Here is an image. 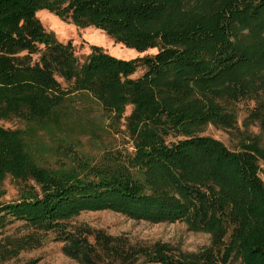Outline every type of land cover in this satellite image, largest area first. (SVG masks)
Here are the masks:
<instances>
[{"label": "trees", "instance_id": "16d2710c", "mask_svg": "<svg viewBox=\"0 0 264 264\" xmlns=\"http://www.w3.org/2000/svg\"><path fill=\"white\" fill-rule=\"evenodd\" d=\"M43 10L143 54L80 57ZM263 97L264 0H0V263L55 232L80 264H264L261 139L231 149L203 132L234 127L230 104L252 100L264 136ZM105 117L110 132L125 119L131 149L104 141ZM97 210L184 221L210 244L175 251L65 223ZM15 221L27 231L6 233Z\"/></svg>", "mask_w": 264, "mask_h": 264}, {"label": "rangeland", "instance_id": "374dc122", "mask_svg": "<svg viewBox=\"0 0 264 264\" xmlns=\"http://www.w3.org/2000/svg\"><path fill=\"white\" fill-rule=\"evenodd\" d=\"M43 12L39 13V17L44 26L56 33L62 41L71 40L77 55L80 57L86 54L92 45L100 46L110 54L124 59L143 54L135 49L127 48L114 42L111 37L100 29L94 27L77 28L61 20L51 12L46 10H43ZM254 105L255 102L252 100L232 102L229 108L236 116L234 127L223 129L210 124L205 127L203 132L221 140L231 149H237L244 139L253 135H259L260 143L264 146V136L261 135L258 121L252 122L248 119V115ZM131 108V105L126 106L124 116L129 114ZM96 109L101 115L102 109L100 107ZM125 122V119L122 118L119 122H116L118 132L114 128H111L110 132L109 120L105 117L103 126L107 127L110 135L103 133L104 141H112L116 146H124L131 149ZM95 148L94 145L90 146L89 144L84 146L85 150L93 154L98 153V149L96 150ZM259 174L264 180V162L262 160L259 161ZM65 223L70 229L86 227L91 231L101 230L108 235L124 237L131 244L152 245L155 242H164L169 244L175 251L195 252L210 244V238L207 233L189 230L184 221L153 223L145 220H133L110 210L81 211ZM6 231V233H11L12 235H20L25 233L27 228L22 222L15 221L7 227ZM55 235V232L50 233L46 242L41 246L21 251L16 257L0 264H24L32 259H37L35 264H80L62 252L63 241L55 240ZM89 239L92 240V236H89ZM228 264H240V262L232 260Z\"/></svg>", "mask_w": 264, "mask_h": 264}]
</instances>
